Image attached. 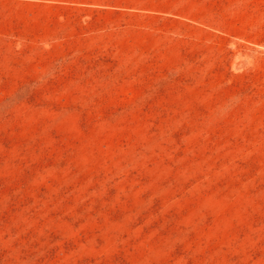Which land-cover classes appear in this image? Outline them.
Returning <instances> with one entry per match:
<instances>
[{
    "label": "rangeland",
    "instance_id": "374dc122",
    "mask_svg": "<svg viewBox=\"0 0 264 264\" xmlns=\"http://www.w3.org/2000/svg\"><path fill=\"white\" fill-rule=\"evenodd\" d=\"M0 264H264V0H0Z\"/></svg>",
    "mask_w": 264,
    "mask_h": 264
}]
</instances>
